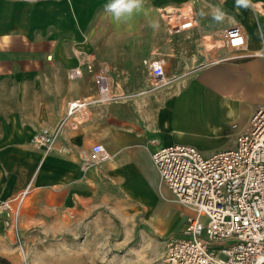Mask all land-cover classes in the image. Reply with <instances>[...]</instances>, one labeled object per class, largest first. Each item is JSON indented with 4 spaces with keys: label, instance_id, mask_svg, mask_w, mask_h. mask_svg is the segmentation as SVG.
Here are the masks:
<instances>
[{
    "label": "crops",
    "instance_id": "crops-1",
    "mask_svg": "<svg viewBox=\"0 0 264 264\" xmlns=\"http://www.w3.org/2000/svg\"><path fill=\"white\" fill-rule=\"evenodd\" d=\"M108 3L0 0V200L17 196L31 184L18 225L20 237L41 223L75 217L80 205L86 212L101 206L94 202L125 197L144 201L155 211L162 235L172 233L175 212L148 201L143 169L147 164L154 169L152 153L157 147L186 140L176 126V105L184 92L193 94L199 86L202 92L213 88L216 95L231 92L237 102L243 99L241 108L227 110L232 118L240 109L246 111L242 132L253 112L264 105V44L256 35L257 19L264 25V0H252L255 7L248 10H238L235 0H146L147 14L126 23H115L104 12ZM213 5L227 10L234 21L214 23ZM165 7L193 14L197 27L171 34L160 13ZM201 11L207 15L201 17ZM232 26L244 30V50L207 46ZM210 56L220 62L209 61ZM157 58L166 59L170 83L154 89L145 62ZM82 59L104 68L115 93L128 98L70 119L50 152L34 149L33 136L55 128L69 101L96 94L94 77L85 65L82 78L68 76ZM156 139L157 144L152 142ZM236 141L237 137L234 147ZM95 143H102L111 159L83 170L82 160ZM182 221L175 235L183 229L184 216ZM11 224L9 216L0 214V260L22 264Z\"/></svg>",
    "mask_w": 264,
    "mask_h": 264
},
{
    "label": "built area",
    "instance_id": "built-area-1",
    "mask_svg": "<svg viewBox=\"0 0 264 264\" xmlns=\"http://www.w3.org/2000/svg\"><path fill=\"white\" fill-rule=\"evenodd\" d=\"M160 13L171 34L197 27L191 13L167 7ZM222 39L229 51H241L247 46L240 26L223 30ZM261 56L264 60V47ZM84 65L94 77L96 94L69 101L64 119L55 128H44L33 136L34 149L50 152L70 119L85 116L92 107L124 98L115 93L104 68H96L91 60L82 59L69 71V78H82ZM145 66L154 86L170 83L165 58L148 60ZM110 159L106 147L95 143L81 168L88 170ZM152 160L174 201L190 211L183 215L182 231L166 244L164 264H264V105L253 112L247 129L237 136L232 149L206 156L195 146L170 144L157 147ZM30 192L31 184L17 196L0 200V214L10 217L22 252L18 225Z\"/></svg>",
    "mask_w": 264,
    "mask_h": 264
},
{
    "label": "rangeland",
    "instance_id": "rangeland-1",
    "mask_svg": "<svg viewBox=\"0 0 264 264\" xmlns=\"http://www.w3.org/2000/svg\"><path fill=\"white\" fill-rule=\"evenodd\" d=\"M212 43L213 47H219L218 41ZM210 90L199 95L184 92L176 105V113L180 114L177 115L176 126L186 138L177 143L195 145L206 156L233 148V141L242 133L248 120L243 108L236 116L230 117L227 105L233 108L238 105L235 106L230 97L224 98L222 94L216 95L213 88ZM235 122L239 125L238 129L233 127ZM140 151L145 157V147H141ZM149 165L143 169L150 189L148 201L175 212L170 226L172 233L162 235L163 230L156 226L155 211H150L144 201L125 197L94 202L101 206L92 205L94 208L85 212L80 205L75 217L64 216L29 229L21 236L23 252L14 232L15 246L22 264H164L166 244L176 236L183 215L190 211L174 201L169 189L159 180L155 165L154 169Z\"/></svg>",
    "mask_w": 264,
    "mask_h": 264
},
{
    "label": "clouds",
    "instance_id": "clouds-1",
    "mask_svg": "<svg viewBox=\"0 0 264 264\" xmlns=\"http://www.w3.org/2000/svg\"><path fill=\"white\" fill-rule=\"evenodd\" d=\"M146 0H110V3L105 5L104 12L111 16L115 23H126L130 21L135 15L140 13L147 14L145 7ZM235 7L239 9H251L255 6L252 4V0H235ZM211 17L214 23L223 24L226 21H234L235 17L229 15L227 10L223 9L219 5L210 6ZM201 17L207 15V13L201 11L199 13ZM153 27L158 25L153 24ZM256 35L260 40L261 44H264V25L259 23L257 19V31Z\"/></svg>",
    "mask_w": 264,
    "mask_h": 264
},
{
    "label": "bare ground",
    "instance_id": "bare-ground-1",
    "mask_svg": "<svg viewBox=\"0 0 264 264\" xmlns=\"http://www.w3.org/2000/svg\"><path fill=\"white\" fill-rule=\"evenodd\" d=\"M258 3H259V2H258ZM258 3H257V4H258ZM217 41L219 42V47L222 49V51H224V41H223V39L221 38V39H218ZM217 41H215V43H217ZM213 45H214V44L212 43V41H209L208 44H207L208 47H213ZM212 55H213V54H212ZM210 57H211V56H210ZM210 57H208V59H209L210 61H216V62H218V63L220 62L219 57H214V56H213L212 58H210ZM201 90H202V89H201L199 86H198V87L196 86L195 89H194V92L196 93V95H199V94H201V92H202ZM197 91H198V92H197ZM233 96H235V95H234L233 93L230 92L229 94L227 93L226 96H224V98H226V97L229 98V97H230V98L232 99L233 103L235 104V106L238 105V106H237L238 108H239V106H242L241 102L243 101V99H241V98L239 99V98H238L240 102H237V98H234ZM234 101H235L236 103H235ZM244 102H245V101H244ZM237 107H234V108H233V106L227 105V109H228V111H231V113H233V112L235 111V108H236V110H237ZM250 112H251V111H250ZM184 135H185V134H184ZM158 142H159V141L156 139V140H155V143L157 144ZM181 209H182V208H181ZM150 249H151V247H150ZM153 249H154V248H153ZM135 253H136V252H135ZM135 255H136V254H135Z\"/></svg>",
    "mask_w": 264,
    "mask_h": 264
},
{
    "label": "trees",
    "instance_id": "trees-1",
    "mask_svg": "<svg viewBox=\"0 0 264 264\" xmlns=\"http://www.w3.org/2000/svg\"><path fill=\"white\" fill-rule=\"evenodd\" d=\"M0 264H8V263H7V261H6V260H4V259H1V260H0Z\"/></svg>",
    "mask_w": 264,
    "mask_h": 264
}]
</instances>
